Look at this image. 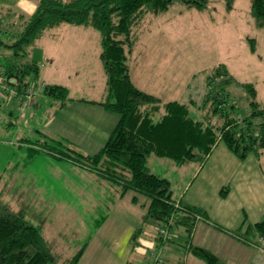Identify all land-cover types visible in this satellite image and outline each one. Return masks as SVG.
Wrapping results in <instances>:
<instances>
[{
  "label": "rangeland",
  "instance_id": "obj_1",
  "mask_svg": "<svg viewBox=\"0 0 264 264\" xmlns=\"http://www.w3.org/2000/svg\"><path fill=\"white\" fill-rule=\"evenodd\" d=\"M37 3L38 0H0L3 67L28 61L32 54L41 63L38 77H28L30 84L35 83L38 94L35 93L34 100L38 106H29L28 98L21 101L14 98L9 104L6 99L5 105H0V202L8 201L15 209L12 203L18 193L16 189H20L23 201L33 211L27 217L41 225L57 264L67 263L85 242L88 243L79 264H147L153 253L161 254L164 264H179L188 237L182 225L168 227L170 238L160 244L159 230L164 224L142 223L145 206L132 202L133 190L122 194L120 184L115 181L43 149L29 156L30 146L38 148L33 143H47L63 151L73 145L82 153H93L102 145L93 148L82 140L81 132L87 131L97 118L111 124L108 116L97 115L85 108L83 104L88 103L72 97L97 95L105 85L99 57L100 34L96 28L61 24L47 30L43 39L27 48L32 49L26 55L21 54L22 49L14 53V48L7 45L17 39L24 19L35 11ZM250 4L251 0H234L232 7L227 8L225 0H208L204 7L198 8L178 0L161 12H146L133 27L136 40L127 52L133 82L162 102L177 99L190 103V115L201 119L210 104L205 93L215 86L207 76L223 63L234 78L224 86V91L236 104L238 114L246 115L251 109L249 94L240 82L254 84L256 98L264 107V25L256 24ZM75 26L82 28V32L67 37V31ZM50 59L55 60L53 67ZM43 74L69 84L72 104L55 110L58 102L43 93L40 86L42 79L48 80ZM112 113L118 117L116 112ZM62 121L73 130L69 126L63 128ZM250 158L259 160L258 174L264 176V156L257 159L249 154L245 160ZM147 165L151 172L170 180L173 198L188 188L198 169L196 161L177 163L154 154L148 156ZM194 186L195 181L189 189ZM139 197L141 202L146 201L143 195ZM242 202L250 212L251 198ZM141 225L143 231L132 247L130 235ZM166 245L176 250L167 252ZM169 259L175 262L169 263Z\"/></svg>",
  "mask_w": 264,
  "mask_h": 264
},
{
  "label": "trees",
  "instance_id": "obj_2",
  "mask_svg": "<svg viewBox=\"0 0 264 264\" xmlns=\"http://www.w3.org/2000/svg\"><path fill=\"white\" fill-rule=\"evenodd\" d=\"M173 1L178 0H38L35 11L24 19L17 39L7 45L14 48V53L22 49L21 54L26 55L29 52L27 48L33 46L46 30L64 23L93 27L99 31V57L106 79V95L98 103L118 114L114 127L95 153H82L73 145H68L67 151H63L47 143H33L38 148L31 149L30 146L29 156L43 149L57 158L73 161L115 181L120 184L122 194L133 190L132 202L145 206L143 224L163 222L162 227L166 228L182 225L190 240L196 222L207 220L206 211L181 198H173L170 180L150 171L148 156L154 154L177 163L196 161L202 165L220 142L238 159H245L249 154L258 156L264 150V107L256 98L254 84L240 82L249 94L251 109L246 115L238 114L236 104L224 91V86L234 78L223 63L215 66L207 76L215 86H210L205 93L210 104L201 119L190 115V103L176 99L162 102L134 84L126 62L127 52L131 51L136 40L133 27L146 12H161ZM180 1L198 8L208 2ZM233 1L225 0L226 7H232ZM250 11L256 24L263 26L264 0H251ZM251 43L254 49V43ZM3 70L7 83L18 92L6 104L14 98L24 100L28 88L33 89L34 96L36 86L29 83L28 77H38L40 65L36 60L12 63ZM42 91L60 105L68 100V91L63 85L44 84ZM156 115L158 118L155 119ZM56 141L62 144L60 140ZM16 190L18 193L12 203L15 209L8 201L0 202V264H57L50 241L43 235L41 225L28 219L27 214L33 211L23 201L25 197L19 194L20 189ZM226 192L227 188H222L220 194L225 195ZM139 195H143L146 201L141 202ZM142 231L141 225L132 232V247L138 243L137 238ZM230 233L246 243L257 242L259 236L264 238V216L259 221L246 224L244 234L238 230H230ZM169 238L164 239L159 230L160 244ZM87 243H83L65 264H77ZM187 247L206 264L222 263L217 254L203 246L190 241ZM158 255L161 258L159 264H162L163 257ZM152 256L147 264L153 261Z\"/></svg>",
  "mask_w": 264,
  "mask_h": 264
},
{
  "label": "crops",
  "instance_id": "obj_3",
  "mask_svg": "<svg viewBox=\"0 0 264 264\" xmlns=\"http://www.w3.org/2000/svg\"><path fill=\"white\" fill-rule=\"evenodd\" d=\"M75 27L76 28H71V30L67 31V37L71 34L82 32V28H78L79 26ZM39 39L35 42V44H33V46L38 43ZM46 54L47 53L45 52V58ZM31 56L30 60L33 59L37 61L33 54ZM50 60L49 64H52L53 67L55 60ZM37 62L41 67V63L39 61ZM70 63L74 64L75 60H70ZM47 72L45 74H47ZM44 76L48 79H42L45 85L60 84L65 86L68 91V100L66 103L63 105L56 103L55 110L60 111L63 107H67L72 104L70 101L71 96H69V84H62L54 77L48 75ZM104 83L105 85L98 90L97 95L91 96L82 94L72 96L82 103H88L87 106L86 104H83L85 105V108L91 109L92 112H95L97 115H106V117L108 116L110 119L111 124L109 123L108 125L105 122H100L97 118L94 122L90 123L87 131L84 130L81 132L83 137L82 140L91 145L93 148L96 145L99 147L101 145L103 146L118 119L115 114L106 110L98 103L106 95V79ZM37 94L38 93H36V95ZM32 98L34 99V96ZM34 101L35 103L31 106H38V102H36V100ZM0 104L3 105L1 98ZM60 124L63 128L65 126H69V129L73 130V127L65 121L60 122ZM59 133L61 134V132ZM263 156L264 150H262V152L256 157L257 159H260ZM259 166V160L252 161L251 158L249 160H239L225 145H221L220 143L215 145L208 159L202 165H198L196 174L194 175L188 188L185 187V190L181 193V195H178L177 198H181V200L186 203L203 208L206 211V218L208 221L199 220L196 222L192 231L193 237L191 236L190 240L189 237L186 239L187 243L184 244L185 251L179 259L181 260L179 264H206L202 259L190 252L187 247V244L190 241L193 244L203 246L217 254L222 259V264H264V252L258 250L253 243H246L230 233V230H238L239 233L244 234L246 224L259 221L264 216V176L258 174ZM194 181L195 186L192 187V190H190V186ZM222 188H227L225 195L220 194ZM244 198H251L250 212L245 210L246 207L242 202V199ZM233 199L234 203L232 202ZM243 220L245 221L243 222ZM166 247L167 252L170 249L176 250L167 245ZM168 261L169 263L175 262L172 259H169ZM79 263L80 261L78 264ZM162 264H164V261Z\"/></svg>",
  "mask_w": 264,
  "mask_h": 264
},
{
  "label": "built area",
  "instance_id": "obj_4",
  "mask_svg": "<svg viewBox=\"0 0 264 264\" xmlns=\"http://www.w3.org/2000/svg\"><path fill=\"white\" fill-rule=\"evenodd\" d=\"M1 58L2 56L0 54V98L4 102L6 99L7 101H9L13 97L17 96L18 92L13 86L7 83L8 80H7V77L4 75V70H3L4 67L2 65ZM44 84L45 83L41 81L40 86H43ZM24 94L29 99L30 105H33L35 103L34 99L32 98L33 89L28 88ZM160 234L164 239H167L168 237H170V233L166 227H162L160 229ZM253 245L258 250H261L264 252V238L262 236H259L257 242H253ZM152 257H153V261L148 264H159L160 263V260H161L160 255L154 253Z\"/></svg>",
  "mask_w": 264,
  "mask_h": 264
}]
</instances>
